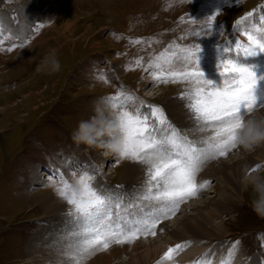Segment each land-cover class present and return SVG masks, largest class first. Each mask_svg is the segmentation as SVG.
<instances>
[{
  "label": "rangeland",
  "instance_id": "374dc122",
  "mask_svg": "<svg viewBox=\"0 0 264 264\" xmlns=\"http://www.w3.org/2000/svg\"><path fill=\"white\" fill-rule=\"evenodd\" d=\"M219 3L0 0V264L54 263L48 259L47 249L28 248L31 239L43 243L45 236L39 234L49 227L42 220L44 211L36 197L53 195L66 207L61 215H72L76 221L58 189L64 182L75 186L82 174L93 176L98 189H113L123 209L136 212L138 209L128 206L147 203L138 200L146 194L145 167L99 146L109 140L106 135L98 139L97 146L77 143L73 134L81 121L102 115L117 123L125 110L122 105L129 112H147L142 106L153 105L163 107L179 135L189 141L207 140L214 134L215 128L201 130L193 116L190 124L170 117L165 103L171 98L183 100L181 94L190 87L187 83L157 82L153 77L163 68L178 67L175 55L193 42L190 33L200 27L191 19L202 23ZM249 11L254 12L250 19L255 27L264 28V0H235V6L221 11L217 18L225 28L216 41L222 44L230 39L234 21ZM204 43L203 68L211 77L215 42ZM52 59L59 61L58 71H53ZM258 63L264 67V57ZM251 114L264 117V107ZM118 133L121 136L119 129ZM129 164L142 175L135 182L117 177ZM252 168H259L264 176V143L252 148L238 145L224 157L204 161L196 175V182L204 187L180 203L175 215L162 220L155 236L140 235L123 244L109 239L107 249L98 246L85 251L90 236L79 233L82 226L76 223L72 236L60 233V241H67V246L72 241L76 249H69L61 260L88 264L104 252L109 258L105 264H126L144 252L146 245L157 242L161 251L150 264H198L201 258L217 264L221 256L222 264H264V216L253 210L255 194L243 179ZM117 185L122 187L116 189ZM188 217L220 237H201L197 226L182 237L170 236L178 222ZM61 229L69 230L68 221ZM136 244L138 249L133 248ZM176 244H181V250L171 260L163 259Z\"/></svg>",
  "mask_w": 264,
  "mask_h": 264
},
{
  "label": "snow or ice",
  "instance_id": "6c2138e0",
  "mask_svg": "<svg viewBox=\"0 0 264 264\" xmlns=\"http://www.w3.org/2000/svg\"><path fill=\"white\" fill-rule=\"evenodd\" d=\"M234 6L235 0H220L202 23L198 18L191 19L200 27L190 33L193 42L175 55L178 67L163 68L153 77L157 82L187 83L190 87L181 99H186V107L201 130L215 128L214 134L207 140L189 141L179 135L163 107L147 105L142 106L147 107V112H129L127 105H122L125 110L119 113L116 123L123 143L120 158L145 167L146 194L138 200L147 203L128 206L137 208L136 212L123 209L122 202L115 199V191L96 188L95 178L87 173L79 177L75 186L64 182L58 189V195L71 206L77 224L90 236L85 251L98 246L107 249L109 239L123 244L140 235L155 236L157 225L169 219L170 214L175 215L180 203L195 197L204 187L196 182L204 161L224 157L237 148L235 131L241 117L264 107V67L258 63L264 57V28L255 27V21L250 19L254 12L234 21L232 37L225 43L216 41L225 28L218 16ZM209 39L215 42L211 77L203 68L204 42ZM180 250L181 244L169 247L163 259L171 260Z\"/></svg>",
  "mask_w": 264,
  "mask_h": 264
},
{
  "label": "bare ground",
  "instance_id": "6f19581e",
  "mask_svg": "<svg viewBox=\"0 0 264 264\" xmlns=\"http://www.w3.org/2000/svg\"><path fill=\"white\" fill-rule=\"evenodd\" d=\"M186 103L187 102L184 99L178 100V98H171V99L167 100V102L165 104H166V108L168 109L169 115L172 118V120H176L178 122H183V123L186 122L188 124L192 123V119H191L192 113L186 107ZM98 117H99L97 119V127L98 128H103L107 122H111L110 117L103 118L102 115L98 116ZM138 171H139V168H136L133 165H130V164L125 165V167L122 170H120L117 177L120 180H126V181H128V180L134 181L135 180V181H137L138 176L142 177V175H138L139 174ZM36 202H38L42 206L43 211H44V216H45V218H43L42 220L49 227H48L47 231H42V233L39 234V235H41V237L44 234L45 237L43 238V241L46 243H44V242L43 243H40V242L36 243L35 239H31L29 242L28 248L29 249L35 248L36 250H39V251L47 249V251H48L47 254L49 256L48 259L51 262H54L52 264H65L63 262V260H61V259L64 257L65 258L67 257V255L69 253L68 252L69 249L71 252L76 250V249H74L75 247L72 246V241H70L69 246H67V244H66L67 241H65V240L60 241V239L63 237L60 233L72 236L73 232H75V229L73 227L77 222L72 219V215H70L69 217H67L66 214L61 215V213L64 212V209H66V207L62 201H60L58 198L54 197L51 194L41 193L38 197H36ZM54 213H55V215H54ZM67 221L69 224V230L68 229L59 230V228L61 227V224L63 222H67ZM56 223H58V224H56ZM193 226L199 227V223L197 224V221H194L193 219H191L189 217L182 219L174 227L170 236L173 235L172 237H176V238L182 237V235H185L186 232L190 233L189 231H191V228ZM199 228L203 233V235L201 234V237L202 236L204 238L220 237V236H216V234L211 233V231L212 232H214V231L212 229H209L210 227L203 228L200 226ZM46 232H48V233H46ZM79 233H83V228L79 231ZM41 237H40V241H42ZM35 243H36V245H35ZM138 245L139 244L134 245L133 248L134 249L137 248ZM160 251L161 250L159 249L157 242H154L153 244H150V245H146V247L144 248V252H141L139 255H136L134 258L129 260L126 264H150L153 256L158 255V253ZM66 252H67V254H66ZM74 252H76V251H74ZM162 252H164V250ZM103 253L99 254L95 258L89 259L88 264H105L106 262H108L109 258H107L106 255H103ZM117 255L119 258L120 257L119 252ZM118 263H120V262L119 261L116 262V264H118ZM67 264H68V262H67ZM120 264H122V262Z\"/></svg>",
  "mask_w": 264,
  "mask_h": 264
},
{
  "label": "clouds",
  "instance_id": "9594fccd",
  "mask_svg": "<svg viewBox=\"0 0 264 264\" xmlns=\"http://www.w3.org/2000/svg\"><path fill=\"white\" fill-rule=\"evenodd\" d=\"M51 64L53 71L59 70L60 64L57 59H52ZM105 135L109 137V140L99 143V146L105 148L109 154L120 155L123 143L115 122H107L103 128H98L97 118L81 121L73 138L77 143L91 147L97 146L98 139ZM235 143L245 148L264 143V117L258 118L252 114H249L248 118L241 117L235 131ZM243 179L252 186L255 194L252 201L253 210L264 216V176L259 174V168H255L246 172Z\"/></svg>",
  "mask_w": 264,
  "mask_h": 264
}]
</instances>
